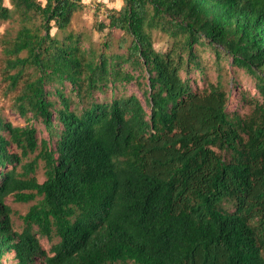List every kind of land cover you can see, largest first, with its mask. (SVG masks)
Segmentation results:
<instances>
[{
	"label": "trees",
	"instance_id": "16d2710c",
	"mask_svg": "<svg viewBox=\"0 0 264 264\" xmlns=\"http://www.w3.org/2000/svg\"><path fill=\"white\" fill-rule=\"evenodd\" d=\"M7 1L0 83L24 125L0 115V264H264V0L99 4L115 54L70 30L82 0ZM205 49L254 79L246 115L220 73L194 87ZM130 83L145 107L94 97ZM9 197L35 202L20 230Z\"/></svg>",
	"mask_w": 264,
	"mask_h": 264
},
{
	"label": "rangeland",
	"instance_id": "374dc122",
	"mask_svg": "<svg viewBox=\"0 0 264 264\" xmlns=\"http://www.w3.org/2000/svg\"><path fill=\"white\" fill-rule=\"evenodd\" d=\"M5 5H8L7 0H3ZM85 4V9L74 15L71 23L70 30L74 33H78L81 36V43L84 47L92 46L93 49L99 51L102 49L103 43L106 41L104 33H98L93 29V24L95 21L94 10L99 4H103L108 7H112L116 0H82ZM104 10L101 9L97 20H103ZM7 27V23L0 22V35L4 32ZM54 32V30L52 31ZM119 33L114 34L112 37L108 38L106 43L108 44V49H105L107 53H121L118 48ZM153 45L156 51L164 52L170 47V41L159 34H154ZM201 57L203 61L202 71L195 70L189 76L191 80H194V87L199 89L204 88L209 82L215 83L218 73L222 76V83L225 90L228 92L229 99L227 102V111H236L241 115H246L249 113L250 108L245 104L244 97L246 98H259V95L255 89L254 79L242 70H238L231 66L230 59L225 57L217 61L215 54L209 50L205 49L201 51ZM220 71V72H219ZM184 77V74H182ZM135 94L142 102L145 107V101L142 97L140 90L134 83L120 85L117 84L115 88H109L105 92H97L94 97L97 101L110 100L112 96H123ZM12 96L13 94L4 95V85L0 83V115L5 119L10 121L14 125L22 126L24 122L19 118L12 110ZM37 128V138L48 139V134L41 124L34 123ZM43 163L39 161V167L36 172V176L39 182L44 180L43 174ZM7 203L12 209V223L16 230L22 228L21 217L26 214L29 207L35 202L28 204L16 203L13 201L12 197L7 199ZM40 243L48 251L50 248V243L45 238H40ZM129 264H133L132 262Z\"/></svg>",
	"mask_w": 264,
	"mask_h": 264
},
{
	"label": "crops",
	"instance_id": "0c3cea01",
	"mask_svg": "<svg viewBox=\"0 0 264 264\" xmlns=\"http://www.w3.org/2000/svg\"><path fill=\"white\" fill-rule=\"evenodd\" d=\"M115 4L116 5H114L112 7H108V6H106V7H108V8H114V9H119L121 7V5H122V1L121 0H116Z\"/></svg>",
	"mask_w": 264,
	"mask_h": 264
}]
</instances>
